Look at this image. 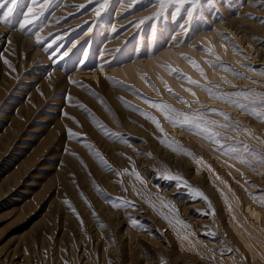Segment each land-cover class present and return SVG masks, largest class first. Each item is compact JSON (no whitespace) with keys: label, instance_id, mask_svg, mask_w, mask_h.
I'll return each mask as SVG.
<instances>
[{"label":"rangeland","instance_id":"obj_1","mask_svg":"<svg viewBox=\"0 0 264 264\" xmlns=\"http://www.w3.org/2000/svg\"><path fill=\"white\" fill-rule=\"evenodd\" d=\"M31 3L18 0L13 16L0 19V264H264V164L249 167L224 155L142 99L181 110L219 108L240 123L238 133H224L235 136L241 155L252 158L244 144L264 154V121L166 68H179L208 87L219 84L218 91L264 93L259 0H166L163 9L159 0H107L103 9L105 0H52L22 30L21 13ZM9 41L14 48L21 43L22 64L10 54ZM34 49L38 55L28 60ZM217 56L243 75L212 67ZM137 107L156 115L168 136L197 159L165 146L160 130ZM99 123L120 136L105 134ZM162 173L181 175L211 207ZM118 197L129 203L112 207L108 200ZM177 217L190 227L177 224Z\"/></svg>","mask_w":264,"mask_h":264},{"label":"snow or ice","instance_id":"obj_2","mask_svg":"<svg viewBox=\"0 0 264 264\" xmlns=\"http://www.w3.org/2000/svg\"><path fill=\"white\" fill-rule=\"evenodd\" d=\"M161 9L164 8L166 0H159ZM18 3V0H0V9H6L3 11L2 14H0V19L8 20L10 17L13 16L15 12V7ZM52 0H43L41 3L40 0H32L31 6L27 7V12L21 13L22 20L19 22L20 29H25L29 25H33L36 21L39 20V18L44 14V12L47 10V8L51 5ZM107 0H105V4H101L100 8L103 9L106 6ZM177 3L179 5H183L185 3V0H177ZM259 3L261 6H264V0H259ZM38 7V11H37ZM177 12H179V7L177 8ZM97 15H99V12H97ZM189 18L192 16V12L188 13ZM259 22L261 24H264V17L259 18ZM41 38L39 35H37V40L39 41ZM225 40L230 39L227 35L224 37ZM207 52L211 53L214 51L212 47H208L205 49ZM67 54V53H65ZM189 63L192 64V66L196 69H198L201 73V75H205L203 67L200 66V64L192 59L188 58ZM5 63H8L10 65V62L8 60H5ZM212 67H221L224 69L225 72H231L233 75L236 76H242L243 73L235 71L232 66L225 64L223 61L219 59L217 56V60L210 62ZM11 66V65H10ZM166 68L172 72L176 73L179 78L186 79L190 84L197 85L200 87H203L204 90L209 94V96H212L217 99L225 100L226 103L235 105L237 108L241 110H248L251 112V114L255 117H258L260 120L264 121V93H258L254 92V90H238L233 92H222L218 91L220 88L219 84L214 85V88L217 90H214L213 87H208L206 84L202 85L199 80L193 79L191 76H189L187 73L182 72L179 68L173 67L171 65H167ZM261 75H264V73H260ZM114 80L116 84H123L124 81L115 80V78H109ZM205 79L207 77L205 76ZM227 83H231V81H227ZM73 83H76L73 81ZM153 88H155V85H151ZM167 86V85H166ZM159 91V89H156ZM167 90L173 95L176 96L181 103L188 105L189 101L185 99L183 96H180L179 93H176L171 86H167ZM188 91H192L191 88L188 89ZM95 95V93L93 92ZM192 95L195 96V92H192ZM121 99H124L123 97ZM142 99L144 100V103L149 105L151 108H154L158 110L160 113H162L165 120H167L170 124H172L175 127H181V128H187L189 131H193L196 135H200L203 139L213 143L216 146L217 151H223L224 155L231 154L234 159H239L241 163L247 164L249 167H252L254 163H260L264 164V154H258L254 150L251 149V147L247 144L243 145L244 152H251L252 158L248 159L247 157L241 155L240 149L236 146H234V143L236 142L235 136H226L224 133V130H231L234 133H238L240 131V123L238 121H233L232 117L229 113L216 108V107H201L195 110L188 109V110H181L173 106L171 103L164 101V100H154L150 97L142 96ZM257 101H259V106L256 105ZM101 103H104L103 99L100 101ZM125 103L128 102L125 100ZM196 104H200L199 99H196L194 101ZM81 107H85L84 105H81ZM135 107V106H133ZM136 110L140 111L141 115H143L146 119L150 120L156 128L160 130L162 133L161 142L165 144V146L169 147L173 152L185 154L193 159H197L195 157L194 153L188 149L187 147L180 144L179 141L175 140L174 138H170L165 131L163 125L161 124L160 119L157 118L156 115L152 114L151 112L143 109H139L138 107ZM211 114H216L219 117H222V119H215ZM99 127L105 132L107 135H113V136H120L118 133H111L105 125L102 123H99ZM69 133L71 135H79L78 133L72 132L71 129H69ZM251 134V133H249ZM229 141H232L233 143H229ZM239 143H243L242 141ZM89 148H92L97 155V157L100 159V161L106 165L107 167L111 168L112 166L108 163V161L104 158L103 154L99 152L98 149H95L93 145L89 144ZM150 155V154H149ZM256 170V169H253ZM125 172H128V169H124L123 172H117V175L123 176ZM132 173L136 176L137 179H140L142 181V177H140L139 172L133 168ZM164 175V178L168 180H175L179 181L183 184L184 187L188 188L195 196L202 197L204 200L208 201L209 206L211 207V201L209 198L201 191L199 188L192 187L188 184L184 178L177 174L172 173H162ZM121 183L123 181H120ZM139 194V193H138ZM227 199V197H225ZM108 202L112 205L114 208H119L122 205H127L129 202L123 198H116L115 200L109 199ZM151 203V201H149ZM67 203H71L68 201ZM260 203L264 204V199L260 200ZM153 207L155 205L153 204ZM163 207L170 208L173 212L176 211L174 206L171 205H163ZM72 211L75 212V208H72ZM95 214V213H94ZM214 214V210H213ZM78 215V213H77ZM161 215L164 216V219L168 220L169 223H173V220L169 218L168 215H166L164 212H161ZM82 222V221H81ZM177 224L183 225L184 228H189L190 225H187L183 220H180L178 217L175 221ZM132 223L136 225L138 221L133 220ZM178 232L183 238L187 239L188 237L178 229ZM214 235V233H211ZM231 251V249H229Z\"/></svg>","mask_w":264,"mask_h":264},{"label":"bare ground","instance_id":"obj_3","mask_svg":"<svg viewBox=\"0 0 264 264\" xmlns=\"http://www.w3.org/2000/svg\"><path fill=\"white\" fill-rule=\"evenodd\" d=\"M11 35V34H10ZM9 35V36H10ZM17 35V34H16ZM8 36V37H9ZM17 37H19V36H17ZM21 38V37H20ZM16 39V38H15ZM22 39H24V38H22ZM28 40V39H27ZM26 41V40H25ZM25 43V42H24ZM31 43V42H30ZM8 45H9V49H10V54L12 55V57H14V55L16 54L18 57H20L21 58V64H22V60H23V58L25 57L26 58V56H25V54L23 53V48H22V45H21V43H19V45H18V47H15L14 48V46L11 44V42L9 41V43H8ZM27 45V44H26ZM26 45H24V46H26ZM33 46V45H32ZM31 46V47H32ZM36 48V47H35ZM33 49V48H32ZM36 49H34V50H32V52L30 53V54H28L27 55V59L28 60H32V59H34V57L35 56H37L38 55V52H37V50L35 51ZM29 51V50H28ZM6 52V51H5ZM4 52V53H5ZM6 54V53H5ZM8 55H9V53H8ZM18 59V58H17ZM26 59V60H27ZM1 61V60H0ZM24 62H25V60H24ZM29 63V62H28ZM143 63V62H142ZM148 63V62H147ZM15 64V63H14ZM19 65H20V63H19ZM25 65V64H24ZM27 65H29V64H27ZM26 65V66H27ZM18 66V65H17ZM25 66V67H26ZM6 68H7V66H6ZM20 68V67H19ZM100 70V69H99ZM0 71H1V73H2V67H1V64H0ZM96 71V70H95ZM109 71V70H108ZM87 72V71H86ZM79 73V72H78ZM81 73V72H80ZM80 73H79V75H80ZM91 73V72H90ZM89 73V74H90ZM97 73V72H96ZM83 74V73H82ZM99 74V73H98ZM102 74V73H101ZM6 75V74H5ZM74 75V74H73ZM85 75V74H84ZM97 76V75H96ZM81 77V76H80ZM84 77V76H83ZM86 77V76H85ZM103 77V76H102ZM53 78V77H52ZM87 78V77H86ZM90 80V79H89ZM56 83V82H55ZM50 85V84H49ZM48 85V86H49ZM78 85H80V84H78ZM58 86V85H57ZM71 86V85H70ZM74 86V85H73ZM80 87V86H79ZM47 88V87H46ZM76 88V87H75ZM43 89V88H42ZM46 90H49V87L46 89ZM81 90H82V92H83V89L81 88ZM44 92H45V88H44V90H43ZM50 91V90H49ZM76 91H77V89H76ZM69 92V91H68ZM84 92H86V91H84ZM67 93V92H66ZM68 94V93H67ZM86 94V93H85ZM88 95V94H87ZM38 96V95H37ZM40 96V95H39ZM66 97H68V96H66ZM65 97V98H66ZM83 97V96H82ZM39 98V97H38ZM42 98V97H41ZM88 98H90V97H88ZM38 100H40V99H38ZM67 100H69V98H67ZM73 100V99H72ZM87 100V99H86ZM70 101H71V99H70ZM72 102V101H71ZM98 104V103H97ZM95 106V105H94ZM98 106V105H97ZM97 106H95V107H97ZM99 107V106H98ZM70 108V107H69ZM64 109H65V107H64ZM72 110V109H71ZM80 113H81V111H80ZM83 113V112H82ZM79 114V113H78ZM79 115H81V114H79ZM82 116V115H81ZM245 242H247V241H245ZM250 245V244H249ZM248 245V243H247V247L249 246ZM262 246V248H264V243H262L261 244ZM249 247H251V246H249ZM249 249V248H248ZM252 249L250 248V250L249 251H251ZM263 250V249H262ZM252 252H255L254 251V249H253V251H251V254H253V255H257V254H255V253H252ZM256 264H257V262H255Z\"/></svg>","mask_w":264,"mask_h":264}]
</instances>
